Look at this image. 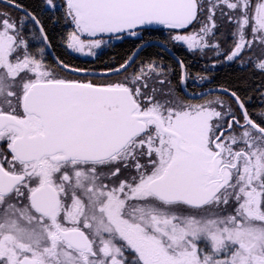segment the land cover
Wrapping results in <instances>:
<instances>
[{"label":"snow or ice","instance_id":"obj_1","mask_svg":"<svg viewBox=\"0 0 264 264\" xmlns=\"http://www.w3.org/2000/svg\"><path fill=\"white\" fill-rule=\"evenodd\" d=\"M0 264H264V0H0Z\"/></svg>","mask_w":264,"mask_h":264},{"label":"flooded vegetation","instance_id":"obj_2","mask_svg":"<svg viewBox=\"0 0 264 264\" xmlns=\"http://www.w3.org/2000/svg\"><path fill=\"white\" fill-rule=\"evenodd\" d=\"M22 2L26 5L36 7L39 3V0H22ZM182 53L183 50H177V55H180ZM219 76L221 79H235L236 72L235 69L232 68H222L220 69Z\"/></svg>","mask_w":264,"mask_h":264},{"label":"trees","instance_id":"obj_3","mask_svg":"<svg viewBox=\"0 0 264 264\" xmlns=\"http://www.w3.org/2000/svg\"><path fill=\"white\" fill-rule=\"evenodd\" d=\"M59 32V29H56L54 32V35H56Z\"/></svg>","mask_w":264,"mask_h":264}]
</instances>
